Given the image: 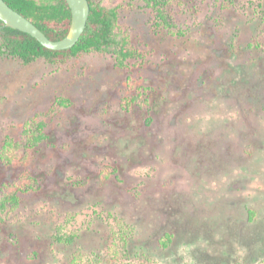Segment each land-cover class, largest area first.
Wrapping results in <instances>:
<instances>
[{"label":"rangeland","instance_id":"374dc122","mask_svg":"<svg viewBox=\"0 0 264 264\" xmlns=\"http://www.w3.org/2000/svg\"><path fill=\"white\" fill-rule=\"evenodd\" d=\"M121 4L124 68L0 55V148L68 103L0 160V264H264V0Z\"/></svg>","mask_w":264,"mask_h":264},{"label":"trees","instance_id":"16d2710c","mask_svg":"<svg viewBox=\"0 0 264 264\" xmlns=\"http://www.w3.org/2000/svg\"><path fill=\"white\" fill-rule=\"evenodd\" d=\"M13 9L35 23L48 38L60 40L69 32L72 13L66 0H5ZM90 13L87 26L78 42L71 48L54 50L43 46L30 34L8 27L0 19V55H9L30 64L43 58L51 64H64L81 54L112 53L116 66L124 68L127 61L139 54L132 46L130 35L120 22V7L123 0H88ZM156 5L173 0H146ZM260 35L256 36V43ZM251 45V44H249ZM68 107L63 99H56L55 105L46 112H37L24 122L20 138L7 136L0 148V160L8 164L28 163L39 146L48 139L46 127L48 119L61 109ZM19 202L15 192L0 189V221L7 214L8 205L14 207ZM166 234L161 241L163 246L170 242Z\"/></svg>","mask_w":264,"mask_h":264},{"label":"water","instance_id":"95a60500","mask_svg":"<svg viewBox=\"0 0 264 264\" xmlns=\"http://www.w3.org/2000/svg\"><path fill=\"white\" fill-rule=\"evenodd\" d=\"M72 13L69 32L60 40H51L31 20L13 9L5 0H0V19L6 26L26 32L36 38L43 46L54 49H68L73 47L84 32L90 13L88 0H66Z\"/></svg>","mask_w":264,"mask_h":264}]
</instances>
